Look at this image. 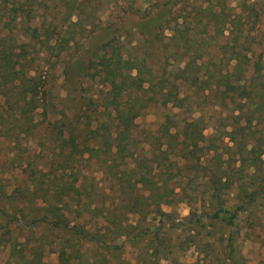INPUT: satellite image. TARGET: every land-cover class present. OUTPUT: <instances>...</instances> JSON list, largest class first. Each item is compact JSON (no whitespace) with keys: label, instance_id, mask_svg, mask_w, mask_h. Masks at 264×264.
Returning a JSON list of instances; mask_svg holds the SVG:
<instances>
[{"label":"rangeland","instance_id":"rangeland-1","mask_svg":"<svg viewBox=\"0 0 264 264\" xmlns=\"http://www.w3.org/2000/svg\"><path fill=\"white\" fill-rule=\"evenodd\" d=\"M237 47L250 62L240 69ZM0 49L36 75L42 103L33 110L21 100L20 80L0 93V264H264V163H246L241 173L238 154L264 149V0H0ZM116 56L131 59L126 66L145 60L153 75L143 88L130 86L123 66L120 107L138 106L136 98L146 104L122 134L130 155L123 160L119 113L103 110L108 89L120 83L103 63ZM258 59L261 80L252 81ZM164 83L181 105L154 95ZM68 114L81 123L61 137ZM100 118L111 128L110 147L91 140L89 157L81 141ZM164 126L177 137H164ZM70 143L79 150L71 154ZM64 166L81 171L75 185L87 198L53 200L54 188L75 180L59 175ZM148 168L152 180L174 188L163 214L149 199L142 212L130 210V197L149 194L138 182ZM218 169L230 184L216 196L210 179ZM56 175L64 182L52 183ZM244 181L256 200L242 191ZM241 204L249 210L236 211ZM226 209L236 212L232 223Z\"/></svg>","mask_w":264,"mask_h":264},{"label":"trees","instance_id":"trees-1","mask_svg":"<svg viewBox=\"0 0 264 264\" xmlns=\"http://www.w3.org/2000/svg\"><path fill=\"white\" fill-rule=\"evenodd\" d=\"M187 41V40H186ZM187 43V42H186ZM237 52L234 51V58L237 61V65L236 67H238L239 69L242 68L244 65L247 66L248 64H250L249 60L243 61V51H244V47L242 48H238L237 47ZM0 93L4 92L5 90H7L9 87H7L8 83L11 81L15 82V88H18L19 85L16 83V80H20L19 82L21 83L22 81L25 83V86L22 89V101L25 104H28L29 106H31V108H33V110H37V108H39L42 103L40 101V94H41V83L38 82L36 75H27L26 72H24V63H21V61H18L17 59H13L9 56V54H7V49H0ZM246 56V55H245ZM111 60H106V63H103V70H105V73L111 77H113V79H119L120 83L118 80H116L115 82H113V86H111V88H109L107 91V93L105 94L104 98H103V110H108L111 105L114 106L113 110L116 112H118L119 114H117L119 121L116 124V139L118 138V142L115 144L116 147V154L119 158H121L123 160V158H126L130 155H127L126 152V148L125 146L127 145V143L123 142V138H126L125 136H122L123 133H129L131 131V125H134V119L137 118L142 110L145 108L146 104L142 101L140 102V98H136L139 102V105L137 106L135 103H133L134 106H132L131 104L126 103L125 106L123 108H121L120 106H122L123 102H122V95L124 94V92L122 90H127V87H125V77L122 80V76L123 75V66L125 64H128L129 62H131V59L127 58L124 59L123 56H116V57H112L110 58ZM109 61H112L111 63H109ZM134 62V61H133ZM131 63L129 65L126 66V78L130 77L128 80H131V84H134L135 82L139 83L138 87L143 88V85L146 81L151 82L149 77H152V73H150V68L146 65L145 60L144 63H141L140 66H136V63ZM18 66H21L20 68H18ZM255 71H254V75L252 77V81H260L261 80V75H262V68L263 65L261 63V60L258 59L255 62ZM138 69L139 70V74L136 76L132 73H130L131 70H135ZM145 75H147V79L145 78ZM146 80V81H145ZM197 80L198 77L195 78V84L197 85ZM240 81H243V78H240ZM13 84V83H12ZM22 84V83H21ZM120 84V85H119ZM128 86V84H126ZM175 87V85H174ZM242 89H244V93L247 90V87L245 85H241ZM127 92V91H125ZM146 90H143V93L145 94ZM158 94V98H163L164 104H169L170 102L176 103L178 105H181V99L178 95V93H175L173 90V86H170L168 84H162L159 86L158 90L154 91V95ZM25 95V96H24ZM151 98H154V96H152ZM144 100V97H143ZM125 110H127V113H123ZM102 111L100 109V113L102 114ZM108 112V111H107ZM66 114V113H64ZM82 117H80L78 114H74L73 117H71L69 114L66 115V117H64V120L66 119L69 123H66L65 121H62L59 126H60V134L61 137L65 136V132L67 129H69V126H76L79 125V123H81V119ZM169 120V119H168ZM247 126V125H246ZM246 126L244 128H246ZM109 128L110 126L108 125V123L106 122L105 119H98L96 125L92 126L91 123H88L86 125V134H87V138H84L81 141V153L83 154H90L89 157H91V152L93 150H95V147H92V143H90L91 140H97L99 137H101L103 140V142H99L100 145H102L105 141V143L108 145L109 142H107L108 138L107 135L109 134ZM111 129V128H110ZM72 130V131H71ZM171 128H169V126H164L163 128V132H164V137H177L176 135H174L173 133H171ZM73 132V129L70 128L69 129V133L71 134ZM233 132V131H232ZM107 138V139H106ZM232 141H235L236 138L234 137V132H233V136L231 137ZM64 143H68L69 144V140L68 139H64L63 140ZM126 145H125V144ZM71 144V143H70ZM196 149H187V152L184 154L185 157H187V154H192L193 152L195 153L197 149H199V145L196 143ZM106 147V146H105ZM110 147V143L109 146ZM71 148V154H73V150L74 148H77V151L79 150L77 146H74L71 144L70 147ZM61 151H65L64 149H62L60 147ZM209 149H213V145L211 147H209ZM244 150H240L238 152L239 154V161L242 164V169H239V172H245V164L248 163L249 165H261L262 163H264V159L262 158V155L264 154V149H262L261 153H259V155H254L253 157H250L249 155H246L247 153L243 152ZM168 153V151L165 149V151L162 152V154L164 155V158L166 160H168V156H166V154ZM134 153H132L133 155ZM69 157V156H67ZM199 158H201L202 156H198ZM85 159V158H84ZM220 159H222L220 157ZM223 160V159H222ZM230 160V158H229ZM238 161V160H237ZM128 164V161H124L123 163ZM177 164V163H175ZM68 168H70L69 170H67ZM147 171H143V173H140V177L138 179V182L142 183L143 186L142 188H145L147 190H149V194L148 196H144L143 194H138L136 197H130L129 200V206H130V210L132 212H142L144 209V203L145 200H150L151 205L155 204V209L159 210L162 214L164 213V211H162L161 209V204L165 203V202H169L171 200L170 194L174 191V188H169L167 187V182L160 184L158 183V181H154L152 180V175L150 174V169H146ZM244 170V171H243ZM69 172L70 175H72V177L75 176V180H67L69 181V183L67 184H63L61 186H58L56 188H54L55 190L52 193V198L53 200H57L59 198H70L73 200H81L80 198H77V196H85L84 198L88 197V193L87 192H83L82 189V183H80L79 185H75L76 182H78V174L81 173V171L75 167H66L64 166L62 168V172L59 175H64L65 172ZM149 171V172H148ZM220 169L217 170L216 173H214V171H212L214 178L210 179L212 181V186H213V193L216 194V196L219 195V190L223 189V186L225 185H229L230 183L229 181V176L230 174L226 173L225 171L223 172H219ZM49 171H45L43 173L44 176H48ZM122 175V172H121ZM120 175V176H121ZM58 175H56L53 180L51 179L50 181L52 182H56L58 180H60V182H62L63 180H65L64 178H58ZM242 177H244V175H242ZM52 182V183H53ZM64 182V181H63ZM85 186V185H84ZM51 186H49L50 189ZM240 187L242 188V191H246L247 193L249 192L247 189V183L242 182L240 184ZM128 188V187H125ZM85 190L86 186L84 187ZM84 193V194H83ZM213 194V195H214ZM251 198L254 200H256L258 198V196L256 195V193H254L252 190L250 193H248ZM44 199H46V196L44 197ZM223 207L219 210H217L215 212V216L218 217L220 215L219 211L222 210ZM236 211H244L247 212L249 210V208H247V206L245 205H239L237 209H235ZM226 212L229 213L230 217L228 218L229 222L232 223L234 220V217L236 216V212L234 211L233 213L229 211V209H226ZM235 214V215H234ZM45 220L50 221V222H54L55 224H57L58 221L55 220H51V218L47 219L45 218ZM59 227L62 225V221L58 223ZM37 262H40V258L37 259ZM29 264H37L36 260L33 259H29ZM232 264H238L237 261L233 260Z\"/></svg>","mask_w":264,"mask_h":264}]
</instances>
